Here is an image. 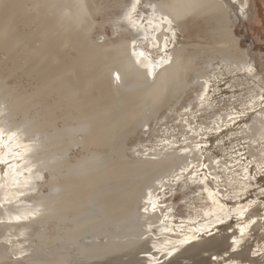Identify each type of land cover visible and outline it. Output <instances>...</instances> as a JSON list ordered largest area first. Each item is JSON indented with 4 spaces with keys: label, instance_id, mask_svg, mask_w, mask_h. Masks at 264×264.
Returning <instances> with one entry per match:
<instances>
[{
    "label": "bare ground",
    "instance_id": "1",
    "mask_svg": "<svg viewBox=\"0 0 264 264\" xmlns=\"http://www.w3.org/2000/svg\"><path fill=\"white\" fill-rule=\"evenodd\" d=\"M256 2L0 0V156L16 166L6 173L0 164V264H151L215 223L243 218L256 198L247 188L264 185L256 176L264 167V80L234 25ZM205 65L216 70L206 74ZM231 87L240 108L221 105L236 94ZM236 123L263 141L246 151L252 168L245 160L227 166L236 156L217 171L216 155H205L211 174L223 177L221 193L246 195L228 202L196 168L210 149L200 144L237 131ZM166 175L185 176V194L198 192L180 216L174 204L158 205L156 191L176 185L162 182ZM255 216L264 217V198L244 220ZM237 219L220 227L232 231L184 252L199 256L197 264H263L250 254L264 234L230 251L247 228ZM208 251L229 254L210 259Z\"/></svg>",
    "mask_w": 264,
    "mask_h": 264
},
{
    "label": "rangeland",
    "instance_id": "2",
    "mask_svg": "<svg viewBox=\"0 0 264 264\" xmlns=\"http://www.w3.org/2000/svg\"><path fill=\"white\" fill-rule=\"evenodd\" d=\"M256 4V5H255ZM258 9V10H257ZM248 15L247 18H239L234 25V29L236 32V36L238 37V39H240V41L242 42V47L243 48H247L250 52V55L252 57V59L254 60V66H255V71L257 72V74L259 75V77H261L264 80V3L260 2L259 0H257L256 3H252L251 6L249 7L248 11H247ZM181 36V37H180ZM179 37V38H178ZM178 43H180L182 41V37H184V34L182 31L178 32ZM216 62V63H215ZM211 63L213 64L212 66H214V64L218 63L216 60H212ZM209 67L205 65L206 71L203 69L204 73L208 74V72H210L211 70L215 71L216 69L213 67ZM214 66V67H217ZM209 68V69H208ZM213 68V69H212ZM212 72V71H211ZM228 84H225V86ZM224 88V87H223ZM234 89V91H236V94L234 93L233 96H230L229 93L228 96L227 94H225V97L228 99L225 104V102L223 104L218 103L219 105L221 104L222 107H225V105L228 107L233 106V104L237 107H241V105L239 104L240 101L235 100L236 96L238 93L237 89L238 88H234L231 87L229 90ZM230 97V98H229ZM262 98V97H261ZM233 100V101H232ZM217 104V105H218ZM239 104V105H238ZM264 105V103L262 104ZM261 105V106H262ZM245 106V105H244ZM259 108V107H257ZM256 108V109H257ZM252 110V111H251ZM249 110L250 112H255V109H251ZM199 113V112H198ZM200 120V118H199ZM211 118H208L206 121L209 122L211 121ZM238 121V120H237ZM199 123V122H198ZM239 124V125H238ZM204 125V123L202 124ZM237 127H242V128H246L247 124L246 123H236L234 124L235 128ZM243 125V126H242ZM245 125V126H244ZM233 126V127H234ZM164 127V126H163ZM240 127L236 130H234L233 132H230L229 135H223L222 134V138L224 139H217V140H213L209 141V143H201V146L207 147L209 146V150H203L202 154H201V158L202 160L203 157L206 159L204 160L203 164L201 166H198V168H196L197 173L199 175H203L205 173V171H207L208 176H204L206 181L208 182V185L210 187L211 190H215L214 192L216 193V195L223 201H235L237 199H245L246 195H242L239 197H232L229 194H225L221 193L220 191L222 189H226L225 186H223V182L221 181L223 179V177H215V175H212L211 172L215 171V169H208L209 166L212 165V162H216L217 165H220L216 170L217 171H223L224 168L226 167V164H222L223 161H225V159L228 157L230 158H234L236 156H239L241 158L240 159H235L234 161L228 162L227 166H232V169H236L239 168V166L237 165L238 163L243 162L244 160L246 162H248V166L251 167V165L253 166L255 163L251 162L249 163V158L248 157V149L251 145H257L260 141L263 140H259L257 136H254L253 138L251 137V134H248L250 132V130L248 129V131H241ZM225 128L222 127L219 132L221 130H223ZM205 130V129H204ZM201 131V130H200ZM241 131V132H240ZM211 132H215V131H211ZM218 132V133H219ZM235 132V133H234ZM243 132V133H242ZM247 132V133H246ZM217 133V134H218ZM241 134H243L241 136ZM215 135V134H214ZM214 135H210V136H214ZM221 136V134H219ZM219 136V137H220ZM227 137V138H226ZM219 140V141H218ZM226 140V141H225ZM259 140V141H258ZM213 143V144H212ZM217 144H219L218 146H216ZM207 145V146H206ZM254 145V146H255ZM214 146V147H213ZM220 146V147H219ZM258 146V145H257ZM223 147V149H222ZM259 147V146H258ZM221 148V149H220ZM210 151V152H209ZM247 151V152H246ZM212 152V153H211ZM261 153V152H260ZM206 154H208V158L212 157V155H216L215 158L211 159V161L207 158V156H205ZM210 154V155H209ZM212 154V155H211ZM213 155V156H214ZM241 155V156H240ZM231 156V157H230ZM233 156V157H232ZM244 157V158H243ZM225 158V159H224ZM208 159V161L210 162H206V160ZM214 160V161H213ZM240 160V161H239ZM218 161V162H217ZM220 161V162H219ZM211 163V164H209ZM197 162L195 161V163H193V165H196ZM236 164V165H234ZM208 166V167H207ZM224 166V167H223ZM203 167V168H202ZM205 167V168H204ZM221 167V168H220ZM202 168V169H201ZM252 168V167H251ZM207 169V170H206ZM232 169L226 168L225 171L230 172ZM201 170V171H200ZM259 172L256 174L257 178L264 176V167H260ZM181 171V170H180ZM176 172V171H175ZM175 172H173L172 174H175ZM179 171H177L176 173H178ZM196 173V172H195ZM194 173V174H195ZM206 174V175H207ZM233 175H237L236 178H240L241 175L239 176L238 172H234L232 173ZM169 175V174H168ZM176 177V178H175ZM175 182L170 181V179H172L169 176H165L162 179V182H166L168 184H176L173 186L170 185H164L161 189H158L156 192L158 193V200L160 201L158 203L159 206L161 207H165L168 204H174L175 205V209H173L172 211L175 212L177 214V216H180V214H182V212H185V210L188 208V205L190 204V200L192 202V199L189 200V197L191 196H196L198 195V192H192V193H187L185 194V192L187 191V188L183 186V184L185 183V181H188L189 179H187L185 176L179 178L178 176H175ZM201 177V176H200ZM213 178H216L217 182L214 181L213 183ZM184 178V179H183ZM183 180V181H182ZM182 183V184H181ZM215 183L217 184V187L215 186ZM186 184V183H185ZM259 184H263L259 183ZM259 184H254L251 185L247 188L249 195L255 194L256 198L253 199L252 202L249 203V205L245 208V214H243V218L242 219H237L236 216H229L227 218V220H222L221 222H217L214 224V226L212 227V229H210L207 232L204 233H199L198 236H196V238L192 239L191 241H189L188 243L184 244L182 247L179 248H175L173 250H171L170 252L166 253L167 251H161L158 253V255H154L155 258H158V260L156 259L155 261H153L151 264H197V259L199 258V256L193 255L192 253L189 252H184V247H186V245L188 244H192L197 242L198 240L203 239L204 237H211V236H215L217 234H221L223 232H230L232 231L233 228H229V229H223L220 227L224 226L226 224L227 221H233V220H238V222L240 224H238V226H241L243 224H247V228L246 230H244L240 236L242 238H237V247H234L232 249H230L231 252H236V251H241L243 250L242 248L245 247V244L250 243L251 241H254V236L256 237L258 234H264L262 232H264V224L262 226V228H255V224L257 223V220L262 219L261 221L264 222V217L262 216H255L254 218H252L251 220H244L245 216L247 215V212L250 211L254 206H256L257 203H259L262 198H264V185H259ZM177 187V188H176ZM184 187V188H182ZM214 187V188H213ZM216 187V188H215ZM261 187V188H259ZM170 188V190H169ZM186 189V190H185ZM221 189V190H220ZM257 189V190H256ZM168 190V191H167ZM219 191V192H217ZM167 192V193H166ZM183 192V193H182ZM182 193V194H181ZM189 194V195H188ZM182 195V196H181ZM237 198V199H236ZM173 199V200H171ZM189 201H188V200ZM188 201V202H187ZM187 202V204L185 205V203ZM257 202V203H256ZM189 203V204H188ZM231 204H227L228 207H230ZM187 206V207H186ZM253 206V207H252ZM185 208V209H184ZM248 210V211H247ZM179 212V213H178ZM177 217L175 216L173 219H176ZM252 227V228H251ZM254 228V229H253ZM214 230V231H213ZM223 230V231H222ZM221 231V232H220ZM258 232V233H257ZM152 233H146L142 236V238H146L147 236L151 235ZM202 235V236H201ZM154 236V235H153ZM204 236V237H203ZM157 237V236H155ZM200 238V239H199ZM194 240V241H193ZM234 239H230V241H233ZM250 242H249V241ZM247 241V243H246ZM191 242V243H190ZM264 241H262L261 243L258 242V245L255 246V248L253 247V253L250 254L251 257H256V258H263L264 257ZM262 244V245H261ZM257 247V248H256ZM183 248V249H182ZM241 249V250H240ZM153 252H155V249L152 250ZM174 251V252H173ZM256 251V252H255ZM181 253V254H180ZM186 253V254H185ZM165 256H164V255ZM205 254V256H209L210 259H221L223 257L228 256V252L224 253V256H217L216 254H212L211 252L208 251L203 253V255ZM209 254V255H208ZM140 256H144L146 254H139ZM169 255V256H168ZM216 256V257H215ZM263 256V257H262ZM161 257V258H160ZM220 257V258H219ZM122 260L127 259V256L125 258V256H123ZM184 259V260H183ZM186 259V260H185ZM188 259V260H187ZM191 259V260H190ZM121 260V261H122ZM180 260V261H179ZM183 260V261H182ZM190 261V262H189ZM133 260H130L129 263L133 264ZM195 262V263H194ZM238 260H226L224 261L222 264H250L249 262H239ZM120 264H125V263H121ZM127 264V263H126ZM264 264V263H263Z\"/></svg>",
    "mask_w": 264,
    "mask_h": 264
},
{
    "label": "snow or ice",
    "instance_id": "3",
    "mask_svg": "<svg viewBox=\"0 0 264 264\" xmlns=\"http://www.w3.org/2000/svg\"><path fill=\"white\" fill-rule=\"evenodd\" d=\"M166 43H165V49H166ZM139 55L140 56H143L144 55V53L143 52H140L139 53ZM154 68H155V66H150V70H149V75L150 76H152V75H154ZM118 78V77H117ZM207 90V89H206ZM261 99H264V97H262ZM229 119H232V117H229ZM11 137H9V141H11ZM3 142H4V134L2 133V132H0V144H3ZM8 153L10 154V155H12L13 156V158H15V159H20L21 158V154L20 153H13L12 151H11V149L9 148L8 149ZM0 164H6L7 165V168L5 169V172L7 173V171L9 170V169H12V170H14V168L16 167V166H14V165H12V164H10L7 160H5L2 156H0ZM30 171V170H29ZM241 231H243V229H241Z\"/></svg>",
    "mask_w": 264,
    "mask_h": 264
}]
</instances>
